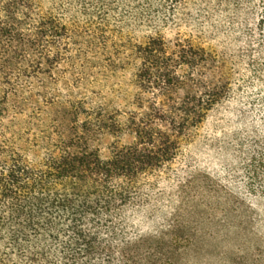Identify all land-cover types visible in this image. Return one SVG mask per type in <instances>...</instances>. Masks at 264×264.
Here are the masks:
<instances>
[{
    "label": "trees",
    "instance_id": "1",
    "mask_svg": "<svg viewBox=\"0 0 264 264\" xmlns=\"http://www.w3.org/2000/svg\"><path fill=\"white\" fill-rule=\"evenodd\" d=\"M165 1L0 0V264H189L159 200L194 149L221 151L214 114L259 123L232 142L264 199V0L173 37Z\"/></svg>",
    "mask_w": 264,
    "mask_h": 264
},
{
    "label": "rangeland",
    "instance_id": "2",
    "mask_svg": "<svg viewBox=\"0 0 264 264\" xmlns=\"http://www.w3.org/2000/svg\"><path fill=\"white\" fill-rule=\"evenodd\" d=\"M165 4L177 14L165 29L168 37L176 34L177 23L186 13L199 23L214 25L221 7L220 0H166ZM197 12L203 17L197 18ZM223 117L214 114L202 130L222 139L221 151L216 149L218 141L215 146L194 149L196 162L182 168L178 183L169 186L159 200L164 215L177 216L194 237V245L185 256L189 264H228L231 255L254 253L264 247V199L250 193L244 155L240 156L237 144L232 142L236 132L253 134L259 123L233 115L227 116V121H218Z\"/></svg>",
    "mask_w": 264,
    "mask_h": 264
}]
</instances>
